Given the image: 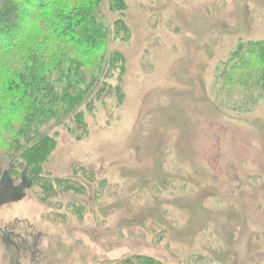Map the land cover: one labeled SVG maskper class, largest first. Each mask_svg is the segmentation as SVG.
Listing matches in <instances>:
<instances>
[{"label":"rangeland","instance_id":"1","mask_svg":"<svg viewBox=\"0 0 264 264\" xmlns=\"http://www.w3.org/2000/svg\"><path fill=\"white\" fill-rule=\"evenodd\" d=\"M123 1L130 39L111 46L125 58L124 98L107 94L85 111L80 139L58 129L43 164L86 186L52 199L83 210L63 208L65 220L52 222L54 209L12 174L0 143V264L133 254L161 264H264V97L233 110L214 81L240 40L264 39V0Z\"/></svg>","mask_w":264,"mask_h":264},{"label":"trees","instance_id":"2","mask_svg":"<svg viewBox=\"0 0 264 264\" xmlns=\"http://www.w3.org/2000/svg\"><path fill=\"white\" fill-rule=\"evenodd\" d=\"M126 8L123 0H0V151L12 174L25 175L38 200L54 209L52 222L65 220L63 208L72 214L83 210L77 201L62 205L52 199L86 188L43 169L56 148L58 129L80 139L87 134L85 111L107 94L119 102L124 98L125 58L111 44L130 39ZM214 81L229 108L253 109L264 97V39L240 40L219 62ZM74 170L93 181L85 169ZM100 264L161 263L133 254Z\"/></svg>","mask_w":264,"mask_h":264}]
</instances>
